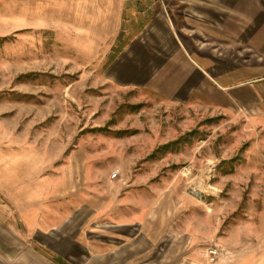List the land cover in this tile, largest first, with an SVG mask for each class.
<instances>
[{
  "label": "rangeland",
  "instance_id": "rangeland-1",
  "mask_svg": "<svg viewBox=\"0 0 264 264\" xmlns=\"http://www.w3.org/2000/svg\"><path fill=\"white\" fill-rule=\"evenodd\" d=\"M133 1L117 26L116 10L97 21L86 0H0V233L48 246L61 234L94 254L124 220L178 241L185 258L264 264V25L255 33L251 17L264 0H215L209 19L162 1L191 53L243 81L225 99L201 87L186 102L107 77L153 14L141 8L155 0Z\"/></svg>",
  "mask_w": 264,
  "mask_h": 264
},
{
  "label": "crops",
  "instance_id": "crops-1",
  "mask_svg": "<svg viewBox=\"0 0 264 264\" xmlns=\"http://www.w3.org/2000/svg\"><path fill=\"white\" fill-rule=\"evenodd\" d=\"M162 1L160 4H157L156 0L150 1L149 5L141 8L144 9L143 15L146 10H150L153 14L141 30L140 37L131 39L115 55V58L107 66V77L117 83L151 89L169 100L182 102H186L193 92L194 94L196 92L204 93V89L201 87H207V98L212 101L224 98L225 93L231 94L233 89L240 87L239 85L243 84V81L235 74V68L225 70V65H223L224 69L221 70L220 67H217L214 57L200 56V54H196L194 51L191 53L188 50L181 39L188 35L187 32L182 31L183 27L176 28L177 26L169 16V10L163 6ZM178 1L182 8L187 11L194 9V11L200 12L199 8H202L203 11H201L207 14V19H209V14H214L216 10L215 0ZM248 1L237 0L240 4L245 2V6L240 7L246 9ZM86 2L92 4V6L87 7L86 13L93 12L97 21L109 17L105 13L110 8H112L110 11L116 10L112 21L113 25L117 24V26L122 22L123 10L129 8L136 10L133 0H86ZM114 2L116 5L112 6L111 3L114 4ZM153 7L158 8L155 10ZM263 14L264 11H260L258 8L251 13V17H255L257 22L259 21L255 33H258L261 28L263 29ZM88 16L92 15L88 14ZM185 16H187L186 13ZM213 18H215L214 15ZM196 19L198 22H203L205 16L198 15ZM93 22L96 23L94 20ZM212 25L215 26V21ZM196 28H200L199 24ZM196 28L192 27V31ZM196 49L199 50V48ZM216 90L220 97H217ZM222 94L223 96H221ZM115 227L118 228L117 235L112 237L115 244L105 251L94 254L80 240L71 237L62 238L66 236L61 234H52L54 240L48 242L51 244L48 246L36 238H25L18 235L8 236L0 233V264H59L53 259V256L37 249L42 245H46L54 256L64 259L79 258L77 264H130V262L132 264H208L204 260L207 253L203 252L199 259L196 258L197 260L190 257L185 258L182 245L178 244V241L164 243L159 236L154 235L153 237L144 233L145 229L136 233L135 225L130 221L118 220ZM123 227L127 228V232L123 231ZM132 229L133 233H129ZM56 238H61L62 242L57 243ZM155 238L161 242L163 250H159L160 245L153 247ZM32 240L36 243L34 244ZM169 246L171 251H168ZM81 248L84 253L81 252ZM169 253L172 255L171 257H169ZM195 254L198 253L192 255ZM153 255L157 256L153 257ZM173 255H178V257L174 258ZM81 256H84L85 260H82ZM70 262L68 263L71 264Z\"/></svg>",
  "mask_w": 264,
  "mask_h": 264
},
{
  "label": "built area",
  "instance_id": "built-area-1",
  "mask_svg": "<svg viewBox=\"0 0 264 264\" xmlns=\"http://www.w3.org/2000/svg\"><path fill=\"white\" fill-rule=\"evenodd\" d=\"M207 252H208V255H209V259L212 261L214 256H215V254H216V250L213 249V248H209V249H207Z\"/></svg>",
  "mask_w": 264,
  "mask_h": 264
},
{
  "label": "trees",
  "instance_id": "trees-1",
  "mask_svg": "<svg viewBox=\"0 0 264 264\" xmlns=\"http://www.w3.org/2000/svg\"><path fill=\"white\" fill-rule=\"evenodd\" d=\"M53 259L56 261V262H58L59 264H62L61 262H62V260L61 259H59V258H56L55 256H53Z\"/></svg>",
  "mask_w": 264,
  "mask_h": 264
}]
</instances>
